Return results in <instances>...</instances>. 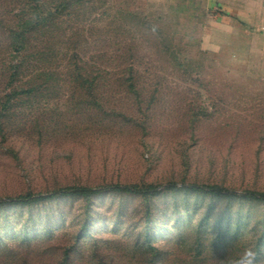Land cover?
Wrapping results in <instances>:
<instances>
[{
    "label": "rangeland",
    "instance_id": "rangeland-1",
    "mask_svg": "<svg viewBox=\"0 0 264 264\" xmlns=\"http://www.w3.org/2000/svg\"><path fill=\"white\" fill-rule=\"evenodd\" d=\"M0 264H264V0H0Z\"/></svg>",
    "mask_w": 264,
    "mask_h": 264
},
{
    "label": "trees",
    "instance_id": "trees-1",
    "mask_svg": "<svg viewBox=\"0 0 264 264\" xmlns=\"http://www.w3.org/2000/svg\"><path fill=\"white\" fill-rule=\"evenodd\" d=\"M176 185H166L161 189H171L175 188ZM193 190L200 192L211 197H217L219 199H232V198H243L249 199L257 202H264V193L247 191L241 194H238L234 191L228 190L226 188L220 187L218 185H202V186H193ZM160 187L158 186H149L146 188H138L133 185H121V184H112L100 188H89L84 186H68L61 189H58L53 192L44 193V194H25L18 195L13 198H5L0 200V204H6L10 206L22 205L28 206L32 204H37L46 200L60 198V197H72V196H85L89 197L99 193L105 192H118V193H129L137 194L140 196H156L161 192Z\"/></svg>",
    "mask_w": 264,
    "mask_h": 264
}]
</instances>
